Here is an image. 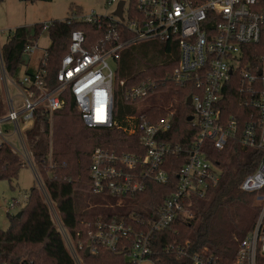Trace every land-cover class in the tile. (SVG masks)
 <instances>
[{
  "label": "built area",
  "instance_id": "2783aa9c",
  "mask_svg": "<svg viewBox=\"0 0 264 264\" xmlns=\"http://www.w3.org/2000/svg\"><path fill=\"white\" fill-rule=\"evenodd\" d=\"M116 1L108 0V4ZM137 8L140 14L129 24L125 23L126 1L123 19L110 16L126 24L132 38L107 51H88L85 35L73 31L55 89L46 86L45 72L24 75L21 84L11 82L21 91L23 107L17 109L14 98L8 96V111L0 117V148L7 144L23 160H31L23 132L32 125L34 112L39 107L50 114L61 109L65 103L61 95L70 90L88 128L123 129L130 136H138L141 149L118 154L96 148L91 164L94 195H110L122 202L125 196L145 191L148 182L168 185L170 176L165 168L168 158L186 153V163L178 171L174 192L157 218L148 225L146 220L139 222L132 216L145 229L137 231L133 225L116 219L109 222L99 219L93 227L87 224L88 236L93 242H90V252L102 246L111 252L128 254L133 264L150 261L154 233L166 230L179 220L190 219L193 198H203L210 186L219 182L222 170L212 151H223L229 143L254 150L260 160L256 170L244 179L241 189L256 194L260 212L254 228L240 242L234 264H257L258 256L264 255V0H137ZM101 17L92 13L74 15L71 20L94 24ZM50 25V22L44 23L43 30L47 31ZM151 40H173L178 47V63L168 74V80L192 91L185 103L191 98L193 120L190 122L198 128L199 135L188 150L179 143L167 141L174 110L156 121L136 114L128 116L121 125L114 118L118 92L125 86L124 81L116 82L117 61L130 44ZM30 50L28 46L27 51ZM1 70L6 83L9 77L2 61ZM155 86L149 79L127 89L125 96L139 105ZM9 132L19 139L21 151L8 139ZM13 206L11 202L10 207ZM53 210L56 213L52 212L53 219L64 234L66 245V237L70 242L67 247L75 264H82L79 253L83 246L75 244ZM131 238L129 247L125 242ZM192 259L194 264H220L206 254H196ZM0 264L8 263L0 261Z\"/></svg>",
  "mask_w": 264,
  "mask_h": 264
},
{
  "label": "trees",
  "instance_id": "16d2710c",
  "mask_svg": "<svg viewBox=\"0 0 264 264\" xmlns=\"http://www.w3.org/2000/svg\"><path fill=\"white\" fill-rule=\"evenodd\" d=\"M78 14H81L80 10L76 14L72 13L71 17ZM139 14L137 0H129L125 23H131ZM71 17L63 21H50L47 31L43 30L44 23L34 25L33 31L26 27L17 28L1 48L2 62L8 77L21 84L22 69L28 66L24 59L27 47L36 43L45 33L51 41L45 60L37 69L27 68L25 75L45 72L44 81L51 90L58 86L57 74L63 58L69 52L73 31H81L85 35V48L93 53L107 51L132 38L126 24L110 16H102L94 24L71 20ZM178 59L179 50L173 40H151L127 46L117 61L116 82L124 81L125 86L118 92L113 115L123 125L128 116L138 114L156 121L163 119L169 110H174L173 127L166 136L167 141L179 143L188 150L197 139L199 131L188 121L193 109L185 103V98L192 91L168 80V74L175 68ZM149 79L156 86L147 98L156 93L168 92L176 99H169L173 100L172 106L168 99L163 105L152 101L150 106L138 111V102H130L126 98L127 89L140 86ZM61 97L65 102L61 109L50 114L45 108L39 107L34 112L31 127L24 131L32 161L63 227L76 245L83 246L79 253L82 264H133L128 254L111 252L102 246H97L95 252L86 255V249L92 242L87 224L93 227L99 219L104 222L116 219L133 225L137 231L145 229L136 220H146L149 225L157 218L160 209L174 192L178 171L186 163L187 154L168 158L165 166L170 176L168 185L148 182L145 191L125 196L122 202L110 195H94L91 188V164L95 149L118 154L137 152L141 150L138 136H130L117 127L88 128L71 91L65 90ZM5 113L0 107V117ZM211 154L222 170L219 182L210 186L203 198H193L190 219L179 220L166 230L154 233L153 254L149 258L154 264H194L192 257L196 254L213 256L220 264H234L240 242L254 228L260 212L255 202L256 194L243 191L241 185L247 175L256 170L260 160L258 152L229 143L225 150L212 151ZM25 166L22 157L9 145L1 146L0 181L12 184ZM97 197L105 198L112 207L87 210L91 203H99ZM21 212L20 218L8 213V229L0 228L1 262L75 264L53 219L51 208L39 188L33 187L30 190ZM125 243L130 247L132 238ZM257 264H264V255L258 256Z\"/></svg>",
  "mask_w": 264,
  "mask_h": 264
},
{
  "label": "rangeland",
  "instance_id": "374dc122",
  "mask_svg": "<svg viewBox=\"0 0 264 264\" xmlns=\"http://www.w3.org/2000/svg\"><path fill=\"white\" fill-rule=\"evenodd\" d=\"M119 1L122 0H117L111 5L108 4V0H52L51 2H30L26 0L0 1V107L3 108L7 113V93H9L10 97L14 98V104L17 109H21L23 107L20 89L12 85V80L9 78H6V83L4 82L1 70V48L17 28L26 27L33 31V26L38 23H47L56 20L63 21L71 17L72 13H78V10L81 11V14L78 15L82 16H88L92 13L96 14L97 16H111L115 12ZM123 1H126L128 8L129 0ZM50 44V38L46 33L43 34L36 43L33 42L31 45V50L27 51V53L24 55L27 65L29 64L31 66H37L38 63L42 62ZM170 95L171 94L168 92L153 94L138 105L139 110H144L150 106L152 101L163 105L167 99H175L173 95ZM9 133L10 134H8V136L10 137L8 139L14 142V144H16V148L21 151L22 149L19 139L15 134H12V132ZM30 156L31 160H33L32 155ZM31 160L28 158V162L24 160V162H26V166L20 171L18 179L12 184H10L8 181H0V228L2 230H7L9 227V219L7 216L8 213L16 216L22 211L23 207L27 203L29 192L33 187L39 188L46 201L50 205L52 210L51 212L56 215V213H54L55 211L53 210L55 207L50 202L43 180L38 174L37 167L33 161V166L31 165ZM97 199H99V197H97ZM101 200H103V202ZM13 201L16 203L14 207H10V203ZM98 202L99 203H91L87 210H91L90 208L94 207L102 209H105L106 207H112L108 201L105 200V198L99 199ZM102 203H106L108 205ZM116 207L118 206L116 205ZM66 242L67 245L70 246V242L67 237ZM69 248L72 250V247ZM140 264L153 263L150 261H144Z\"/></svg>",
  "mask_w": 264,
  "mask_h": 264
},
{
  "label": "water",
  "instance_id": "95a60500",
  "mask_svg": "<svg viewBox=\"0 0 264 264\" xmlns=\"http://www.w3.org/2000/svg\"><path fill=\"white\" fill-rule=\"evenodd\" d=\"M124 6H125V1H123V0L120 1V2L117 4L116 10H115V12L113 13V15L116 16V17H118L119 19H123ZM187 104H189V105L191 104V98H189V99L187 100ZM192 120H193V117H189V118H188V121H189V122L192 121ZM21 215H22V212L18 213V214L16 215V217H17V218H20ZM89 252H90V247H88V248L86 249V255H89Z\"/></svg>",
  "mask_w": 264,
  "mask_h": 264
},
{
  "label": "crops",
  "instance_id": "0c3cea01",
  "mask_svg": "<svg viewBox=\"0 0 264 264\" xmlns=\"http://www.w3.org/2000/svg\"><path fill=\"white\" fill-rule=\"evenodd\" d=\"M2 64H3V62H2ZM40 64H41V62L38 63L37 66H36V65H35V66H34V65L31 66V65L28 64L27 68L37 69V68L39 67ZM27 68L24 67V68L22 69V76H21V77H23V76L25 75V72H26ZM9 79L12 80L11 78H9ZM12 81H13V80H12ZM14 81H15V80H14ZM16 82H17V81H16ZM8 96L10 97L9 93H7L6 103L8 102ZM175 100H176V99H175ZM175 100H174V101H175ZM172 102H173V101H171V104H173ZM137 107H139V106H137ZM7 111H8V110H7ZM5 114H6V113H5ZM30 127H31V126H30ZM30 127H29V128H30ZM23 133H24V132H23ZM25 143H26V142H25ZM26 147H27V145H26ZM27 149H28V148H27ZM25 163H26V162H25ZM13 203H14V205H15L16 202L13 201ZM13 207H14V206H13Z\"/></svg>",
  "mask_w": 264,
  "mask_h": 264
},
{
  "label": "clouds",
  "instance_id": "9594fccd",
  "mask_svg": "<svg viewBox=\"0 0 264 264\" xmlns=\"http://www.w3.org/2000/svg\"><path fill=\"white\" fill-rule=\"evenodd\" d=\"M93 84H94V83H92V84H90V85H93ZM99 95H100V94H98V93L96 94L97 97H99Z\"/></svg>",
  "mask_w": 264,
  "mask_h": 264
}]
</instances>
